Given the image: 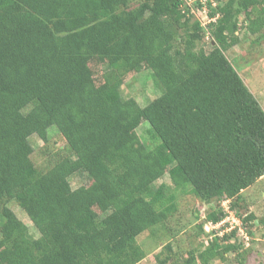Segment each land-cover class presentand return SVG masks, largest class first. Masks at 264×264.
I'll use <instances>...</instances> for the list:
<instances>
[{
  "label": "trees",
  "instance_id": "1",
  "mask_svg": "<svg viewBox=\"0 0 264 264\" xmlns=\"http://www.w3.org/2000/svg\"><path fill=\"white\" fill-rule=\"evenodd\" d=\"M182 3L0 0V264H135L145 254L136 237L176 209L155 184L164 170L203 201L239 198L264 175V111L225 55L241 28L262 35L264 0H196L205 25ZM141 65L158 90L139 108L144 152L126 128L137 100L121 88ZM52 132L62 151L49 148ZM32 135L44 167L30 157ZM80 170L93 188L70 193ZM216 239L181 259L165 245L159 264H206Z\"/></svg>",
  "mask_w": 264,
  "mask_h": 264
},
{
  "label": "rangeland",
  "instance_id": "2",
  "mask_svg": "<svg viewBox=\"0 0 264 264\" xmlns=\"http://www.w3.org/2000/svg\"><path fill=\"white\" fill-rule=\"evenodd\" d=\"M182 1V5L188 3L192 7L190 14H195L194 17L199 21H205L203 11L194 8L196 0ZM242 19L243 16H240L241 27ZM201 45L205 49L209 48L203 40ZM225 55L264 111V32L257 37V34L242 31L241 28L238 40L225 51ZM90 67L95 80L100 81L101 63L92 61ZM134 67V75L126 76L127 81L121 88L125 97L133 96L137 100L138 106L134 108L126 128L134 144L144 152V138L150 139V136L146 133L147 127L139 108L156 96L158 90L147 76L148 72L143 65ZM49 137V148L52 151L64 149L63 140L58 134L52 132ZM28 142L33 161L39 167L47 165L49 159L41 154L43 143L39 137L32 135ZM68 181L67 188L70 193L81 188H93L92 180L81 170L75 171ZM159 183H165L170 192L174 193L176 209L163 225H157L153 231H144L136 237L145 254L135 264H159V260L168 253L164 249L165 245H170L169 255L173 259H181L191 253L197 254L215 238L219 255L210 258L206 264H238L239 260L243 264H264V175L243 189L239 198L230 200H201L191 192V187L182 174L170 176L164 170L155 184ZM8 206L35 237L37 233L25 212L14 201L8 202ZM212 213L217 216L221 214L220 220L214 222L210 218ZM248 215L254 217V224L244 220ZM232 231L233 235L230 234ZM227 243L234 244V248L224 251ZM197 264L204 263L198 260Z\"/></svg>",
  "mask_w": 264,
  "mask_h": 264
},
{
  "label": "built area",
  "instance_id": "3",
  "mask_svg": "<svg viewBox=\"0 0 264 264\" xmlns=\"http://www.w3.org/2000/svg\"><path fill=\"white\" fill-rule=\"evenodd\" d=\"M208 21H209V19H208V18H206V20L202 22V25H205V24H206V22H208Z\"/></svg>",
  "mask_w": 264,
  "mask_h": 264
},
{
  "label": "water",
  "instance_id": "4",
  "mask_svg": "<svg viewBox=\"0 0 264 264\" xmlns=\"http://www.w3.org/2000/svg\"><path fill=\"white\" fill-rule=\"evenodd\" d=\"M213 43V42H212Z\"/></svg>",
  "mask_w": 264,
  "mask_h": 264
}]
</instances>
